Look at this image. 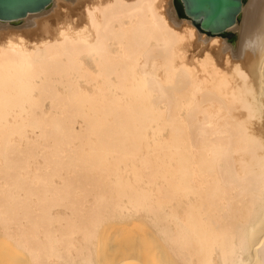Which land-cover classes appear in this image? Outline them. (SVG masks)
<instances>
[{
	"label": "bare ground",
	"instance_id": "1",
	"mask_svg": "<svg viewBox=\"0 0 264 264\" xmlns=\"http://www.w3.org/2000/svg\"><path fill=\"white\" fill-rule=\"evenodd\" d=\"M171 3L0 39V264H264V0L240 57Z\"/></svg>",
	"mask_w": 264,
	"mask_h": 264
},
{
	"label": "water",
	"instance_id": "2",
	"mask_svg": "<svg viewBox=\"0 0 264 264\" xmlns=\"http://www.w3.org/2000/svg\"><path fill=\"white\" fill-rule=\"evenodd\" d=\"M254 0H190V3L211 5L210 10L188 12L184 0H172V21L182 18L197 25L212 37H224L233 48L232 55L240 57L245 18H251ZM175 3V7L172 4ZM56 0H0V39L8 33L35 30L40 15H46Z\"/></svg>",
	"mask_w": 264,
	"mask_h": 264
},
{
	"label": "snow or ice",
	"instance_id": "3",
	"mask_svg": "<svg viewBox=\"0 0 264 264\" xmlns=\"http://www.w3.org/2000/svg\"><path fill=\"white\" fill-rule=\"evenodd\" d=\"M185 2V7L188 12H193L194 9H205V10H210L211 5H205V4H195V3H190V0H184ZM172 7H175V3L172 4Z\"/></svg>",
	"mask_w": 264,
	"mask_h": 264
},
{
	"label": "rangeland",
	"instance_id": "4",
	"mask_svg": "<svg viewBox=\"0 0 264 264\" xmlns=\"http://www.w3.org/2000/svg\"><path fill=\"white\" fill-rule=\"evenodd\" d=\"M72 13H73V14L76 13V10L73 11ZM49 17H50V21H53V19H54L53 16H49ZM74 17L76 18L75 15H74ZM75 18H74V19H75ZM206 47H207V46H206ZM213 47H215V46H212V47L208 46V49H213ZM191 49H193V48H191Z\"/></svg>",
	"mask_w": 264,
	"mask_h": 264
}]
</instances>
